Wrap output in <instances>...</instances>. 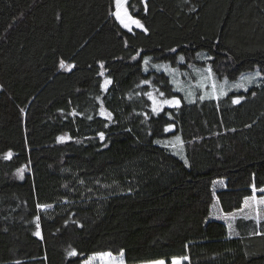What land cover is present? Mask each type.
<instances>
[{
    "label": "trees",
    "instance_id": "1",
    "mask_svg": "<svg viewBox=\"0 0 264 264\" xmlns=\"http://www.w3.org/2000/svg\"><path fill=\"white\" fill-rule=\"evenodd\" d=\"M126 7L146 32L119 24L115 0H0V264L121 251L125 264H264L255 221L238 219L229 237L208 220L214 180L225 181L216 198L226 214L251 195L253 177L264 187V79L158 114L148 97L178 96L156 69L164 63L210 67L217 81L264 77V0ZM176 136L187 164L165 146Z\"/></svg>",
    "mask_w": 264,
    "mask_h": 264
},
{
    "label": "snow or ice",
    "instance_id": "2",
    "mask_svg": "<svg viewBox=\"0 0 264 264\" xmlns=\"http://www.w3.org/2000/svg\"><path fill=\"white\" fill-rule=\"evenodd\" d=\"M127 4H128V0H115V9L116 10L111 14L113 16H115V18L119 22V24L123 28L127 29L128 31H131L132 26H135V27L141 29L142 31L146 32L147 29L140 22V20L133 18V16L129 13L128 8L126 7ZM172 51H175V49H172ZM137 55H139V53ZM133 59H135V57H133ZM183 59H184L183 57H180L181 61H183ZM208 59H212V57H208ZM148 63H149V59H145L144 64L147 65ZM60 67L61 68H67L68 70H71V68L73 66L72 65H66L63 61H61ZM156 67L159 68V66H156ZM101 68H103L102 64H101ZM205 71H206L207 75L203 76V81H210L209 86L211 87V92H207L204 95L200 96V99L201 100L219 99L220 97L227 95V91L225 90L226 86L228 85L227 80H225L224 84L218 85L216 83V81L213 79V73H212L211 68L209 67ZM100 74L103 75V72H101ZM257 78L264 79V77H261V73L259 71L255 72L251 75H242L241 82L237 83L235 85V87L237 89L244 88V90L247 91L248 90L247 86L250 85L253 82V80H255ZM203 81L199 84V87H201V88L205 87V84L203 83ZM109 83H111V81H108V80L105 81V88L107 87V85ZM257 86H259V85H257ZM161 95H163V93H161ZM252 95L254 96L255 92H253ZM148 97L150 100H152V103H153L152 112L156 113V114H158L163 109V107L165 105L176 106V107L179 106V100H176V99L158 101L152 95V93H148ZM241 99L242 98L234 99L232 101V103L233 104H239ZM73 115H75V113H73ZM100 115L105 117L106 119L110 120L112 114L110 112H106L103 109V107H101ZM164 130L166 132H171V131H173V126L167 125ZM99 137L101 140H103L104 139V133L103 132L99 133ZM59 139L61 141H63L64 138L60 137ZM157 143H160V142L157 141ZM169 145H171L172 148L176 149L174 154L180 156V158L184 160L185 164H187V159L181 154L183 151V142L181 140V137L176 136L174 141L169 142ZM165 146H168V145H165ZM11 156H12V153L9 152L5 156V159H10ZM19 172L22 173L23 169H19ZM250 187H251V195L244 199L243 207L238 209V211L244 212V215L242 217L243 220L255 221V223L257 225V230L254 231V233H252V234L256 235V236L264 237V228L260 227L261 222L264 221V196H260L259 198L257 197V193L264 194V187H258L256 185L255 177H253V182L251 183ZM37 207L40 208V207H48V206L37 205ZM235 218H236L235 213H233L231 215H226L224 217V219L229 222L228 223L229 229L232 228L231 221L234 220ZM39 221H40V217L37 216L36 217V231H35L34 235H36L37 237H40L42 239L43 237L41 235ZM69 255L75 256L76 252L75 251L70 252ZM187 259H188L187 256L172 257L170 264H184V261H186ZM97 260H99L101 262V264H125L123 251H121L119 253L118 257L114 256L112 252H99V253L93 255L92 257H90L85 262V264H93V262L97 261ZM149 264H169V262L166 261L165 259H157V260L150 261Z\"/></svg>",
    "mask_w": 264,
    "mask_h": 264
},
{
    "label": "rangeland",
    "instance_id": "3",
    "mask_svg": "<svg viewBox=\"0 0 264 264\" xmlns=\"http://www.w3.org/2000/svg\"><path fill=\"white\" fill-rule=\"evenodd\" d=\"M133 18H134V16H133ZM135 19H137V18H135ZM132 29H139V28H137L135 26H132ZM158 66H159V68H156V69L164 72L170 78L171 85L173 86L174 91L178 94L177 97H169V96H166V95H163V96L155 95V98L158 101L176 99V100H179V105L181 104L182 100L184 102H187V103L190 104V103L196 102L197 100H201L200 99V96L204 95L205 93L211 92V87L209 86L210 85V81H203V76L207 75V73L205 71L207 68H202L201 67L200 69H198V68H195L192 65H189V70L178 71V70H175V68H172L170 65L165 64V63L162 64V65L160 64ZM62 69L65 70L67 68H62ZM257 71L258 70L256 69L254 71H250V72H247V73L242 74V75H251V74H253V73L257 72ZM242 75L236 81L229 82V80H228L227 81L228 82V85L226 86V89L225 90L227 92H230V91L231 92L232 91H242V90H244V88L237 89L235 87V85L237 83H240L241 82ZM213 79L216 81V83L218 85L224 84V82H225V80L217 81L214 77H213ZM261 80L262 79L257 78L255 80H253V82L250 85H248L247 87H250L252 85H257V84H259V81H261ZM202 81L205 84V87H203V88L199 87V84ZM0 89H1V85H0ZM150 102H151V106L153 107L152 100ZM165 106H168V105H165ZM165 106H164V108H165ZM154 114H156V113H154ZM174 139H172V140L171 139H168L167 140L168 142L166 144L168 145V147L172 151L175 152L176 149L172 148L171 145H169V142L170 141H174ZM182 155H183V153H182ZM178 157H180V156H178ZM21 169H23V172L22 173H20L19 170L16 172V177H18L20 179L24 176V174L26 173V171H28V168L27 167H23ZM224 186H225V181L223 179H216V180L213 181V183H212V197H213V200H212L211 205H210V210H209L210 211V214L209 215H230V214H226V213L222 212V210L220 209L218 200L216 198V192L218 190H220V189H223ZM259 195L262 196L264 194L257 193V196H259ZM228 223H229L228 221H225L224 222V224L227 227V232L228 233H231L232 232V228L229 229ZM233 228H234V226H233ZM92 256L90 255L89 257H87L84 260L83 264H85V262L90 257H92ZM114 256H117L118 257L119 254L114 255ZM93 264H101V262L99 260H97V261H94ZM139 264H149V262H147V263H139Z\"/></svg>",
    "mask_w": 264,
    "mask_h": 264
},
{
    "label": "crops",
    "instance_id": "4",
    "mask_svg": "<svg viewBox=\"0 0 264 264\" xmlns=\"http://www.w3.org/2000/svg\"><path fill=\"white\" fill-rule=\"evenodd\" d=\"M262 196H264V195H262ZM258 198L260 197V195L259 196H257ZM247 198V197H246ZM243 207V204H242V206H241V208ZM247 211V210H246ZM233 213H235V219L234 220H232L231 222H232V232L231 233H228V235H229V237H237L238 236V232H237V230H236V228H235V222L238 220V219H240V218H242L243 217V215H244V212H240V211H238V209L236 210V211H234V212H232V213H229L230 215L231 214H233ZM226 215H209V218H208V220H218V221H221L222 223H224L225 221H227V220H225L224 219V217H225ZM233 226H234V228H233ZM227 228V227H226Z\"/></svg>",
    "mask_w": 264,
    "mask_h": 264
}]
</instances>
